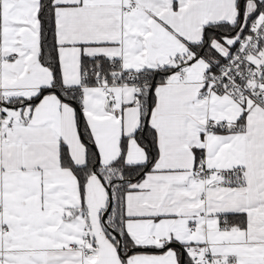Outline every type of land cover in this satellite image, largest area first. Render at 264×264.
<instances>
[{
  "label": "snow or ice",
  "instance_id": "1",
  "mask_svg": "<svg viewBox=\"0 0 264 264\" xmlns=\"http://www.w3.org/2000/svg\"><path fill=\"white\" fill-rule=\"evenodd\" d=\"M0 264H264V0H0Z\"/></svg>",
  "mask_w": 264,
  "mask_h": 264
}]
</instances>
